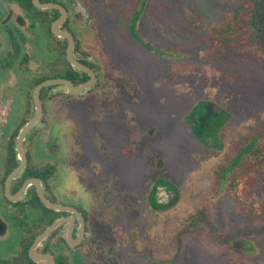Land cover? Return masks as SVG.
Instances as JSON below:
<instances>
[{"label": "rangeland", "instance_id": "374dc122", "mask_svg": "<svg viewBox=\"0 0 264 264\" xmlns=\"http://www.w3.org/2000/svg\"><path fill=\"white\" fill-rule=\"evenodd\" d=\"M79 1L99 30L102 49L121 63L110 86L107 82L98 93L72 99L55 119L68 131L64 147L70 145L76 124L83 167L92 173L91 161L99 159L102 167L92 173L95 183L107 182L116 194V205L105 207L102 188L91 184L92 177L79 184L95 232L117 234L120 243L114 251L121 254L120 264H264L263 221L217 187L213 170L214 155L264 137V56L247 35L225 40L224 55L213 57L211 52L212 28L229 15L236 20L248 0ZM138 5L141 10L145 6L143 16L135 10ZM34 34L36 40L39 35L38 47L51 57L46 68L55 66L60 54L48 48L51 33L40 26ZM36 52L44 59V50ZM61 60L66 61L64 56ZM117 83L131 85L121 99L118 95L127 91H118ZM113 93L117 99L111 100ZM19 94L23 101L24 93ZM208 100L223 110L199 138L196 118ZM129 112L142 139L126 156L121 150ZM259 186L264 195V177ZM151 200L174 203L156 209ZM207 200L211 220L179 230L187 215Z\"/></svg>", "mask_w": 264, "mask_h": 264}, {"label": "flooded vegetation", "instance_id": "af4514ba", "mask_svg": "<svg viewBox=\"0 0 264 264\" xmlns=\"http://www.w3.org/2000/svg\"><path fill=\"white\" fill-rule=\"evenodd\" d=\"M38 1L54 2L66 9L60 29L74 38V59L92 72L73 65L67 53L69 40L52 31L53 22L61 15L59 8H40L33 0H0V264H120L121 254L114 251L120 243L117 234L103 237L95 232L94 218L85 207L79 184L92 177L91 184L102 188L100 201L105 207L116 205V194L107 182L95 183L96 174L92 173L101 169L99 159H92V173L83 167L86 163L79 139L75 140L76 124L70 145L64 147L68 131L55 119L72 99L98 93L107 82L110 86V80L116 77L114 71L121 73V63L102 49L99 30L92 27L90 13L78 6L79 0H71V4L66 0ZM141 6L135 10L143 16L145 6L142 10ZM21 24L28 35L22 32ZM40 26L51 33L48 48L60 54L53 67L46 68L51 57L37 44L39 35L36 40L34 33H39ZM37 50L46 52L44 59ZM63 56L66 61L61 60ZM66 81L75 87L89 81L92 85L71 93ZM45 82L48 84L39 89L38 114L35 90ZM130 86L126 83L124 88L117 83L118 91H127L118 98L127 96ZM21 91L23 101L19 98ZM111 91L109 88L106 94ZM111 98L117 99V94ZM37 116L21 139L22 129ZM127 119L130 128L121 150L126 156L142 139L135 116L129 112Z\"/></svg>", "mask_w": 264, "mask_h": 264}, {"label": "trees", "instance_id": "16d2710c", "mask_svg": "<svg viewBox=\"0 0 264 264\" xmlns=\"http://www.w3.org/2000/svg\"><path fill=\"white\" fill-rule=\"evenodd\" d=\"M211 31L213 57L216 54H225L226 50L223 44L225 40H233L246 35L264 56V0H248L244 3V9L238 10L236 20L229 15L225 22L213 27ZM212 106V101H204V111L197 118L194 116L197 119V126L200 128L197 131L199 138H202V134L210 129L211 121L215 117H220V114L213 112ZM194 113L195 110L192 115ZM220 127L221 124L218 123L217 128ZM213 135L216 137L217 132L213 131ZM214 156H217L213 168L214 181L217 187L221 186L226 189L242 210L249 215L260 218L263 221L261 227H264V195H262L259 186L264 177V137L258 142L251 140L247 146L236 151L226 149L222 156L221 154ZM158 182L172 185L169 182ZM155 184L153 189L156 187ZM151 203L156 209H162L171 206L174 201L167 205H159L154 200H151ZM211 218L210 203L207 200L203 206L196 208L187 215L186 220L183 221L184 225L179 230H185L202 219L211 220Z\"/></svg>", "mask_w": 264, "mask_h": 264}, {"label": "water", "instance_id": "95a60500", "mask_svg": "<svg viewBox=\"0 0 264 264\" xmlns=\"http://www.w3.org/2000/svg\"><path fill=\"white\" fill-rule=\"evenodd\" d=\"M33 1L36 4V6H38L40 8H51L52 7V8H59L61 10L60 17L58 19H56L53 22V24H52V31L54 32V34L58 35L59 37L67 38L69 40V45H68V48H67V53H68V58L73 63V65L76 68L83 69V70H86V71H88V72L91 73L92 71L89 68H87L86 66L82 65L80 62H78L73 57L74 38H73L72 34L69 31H67V30L60 29V25L63 23V21L66 18V9L62 5L57 4V3H54V2H50V3L43 4V3L39 2L38 0H33ZM66 83L68 84V86H66V87L69 89V91L71 93H80L85 88H87V87H89V86L92 85V82L91 81H89L87 83H84V84H81V85H79L77 87L73 86V84L71 82H69V81H66ZM44 84H48V82H45V83H42V84L38 85L37 88H36V90H35V99H36V103H37L38 114H39V112L41 110V105H40V100H39V89ZM213 107H214L213 112L218 113V114L223 110L222 108H220L217 105H215ZM35 119H38V116L36 118H34L30 123H28L25 126V128L22 129L21 135H20V138L21 139L27 133V131L30 129V127H32V125L35 123Z\"/></svg>", "mask_w": 264, "mask_h": 264}]
</instances>
